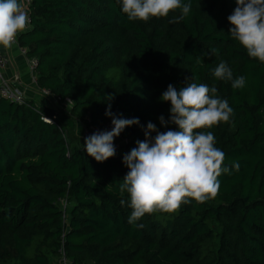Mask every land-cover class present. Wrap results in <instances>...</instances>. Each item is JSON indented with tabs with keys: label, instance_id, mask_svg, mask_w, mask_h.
Wrapping results in <instances>:
<instances>
[{
	"label": "trees",
	"instance_id": "1",
	"mask_svg": "<svg viewBox=\"0 0 264 264\" xmlns=\"http://www.w3.org/2000/svg\"><path fill=\"white\" fill-rule=\"evenodd\" d=\"M182 4H191L189 14L170 23L181 10L129 21L116 0H31L18 46L37 60V87L57 107L0 98V264H54L61 254L70 264H264V63L228 32L235 0ZM221 61L233 79L245 78L243 88L213 76ZM186 79L216 87L233 109L228 122L202 130L213 133L229 171L214 198L130 225L123 157L144 141L149 122L177 130L160 124L170 116L161 97ZM66 101L69 112L60 108ZM109 105L139 124L98 163L77 127L112 125Z\"/></svg>",
	"mask_w": 264,
	"mask_h": 264
},
{
	"label": "clouds",
	"instance_id": "2",
	"mask_svg": "<svg viewBox=\"0 0 264 264\" xmlns=\"http://www.w3.org/2000/svg\"><path fill=\"white\" fill-rule=\"evenodd\" d=\"M116 2L129 21L163 18L179 9L181 15L170 21L179 23L191 9V4H182V0ZM235 2L236 7L228 16L231 25L228 32L250 58L264 63V0ZM29 23V15L20 0H0V46L10 47L17 34L23 32ZM213 76L218 80L231 81L234 89L245 85L243 76L233 79L232 70L223 61L214 68ZM187 81L186 86L179 90L170 84L161 97L163 102L170 103V116L168 121L161 116L160 124L165 128L174 125L177 130L169 128L161 132L149 122L144 131V141H138L137 146L123 157L128 172L120 191L128 194L130 225H136L145 214L174 213L182 204L191 201L202 204L214 198L220 187L218 177L229 171L222 168L225 156L215 147L213 133L202 130L228 122L233 109L226 99L217 96L216 87ZM105 115L111 118L112 129L94 132L84 139L83 145L87 156L98 163L115 156L114 138L125 128L139 124L136 118L115 116L110 105ZM234 166L239 167L238 164ZM120 203L124 205L126 202L121 200ZM138 227L143 228L144 225L139 224Z\"/></svg>",
	"mask_w": 264,
	"mask_h": 264
},
{
	"label": "built area",
	"instance_id": "3",
	"mask_svg": "<svg viewBox=\"0 0 264 264\" xmlns=\"http://www.w3.org/2000/svg\"><path fill=\"white\" fill-rule=\"evenodd\" d=\"M20 2L22 4V6H23V9L25 11H27V13L29 15V18H30L29 11H30L31 0H20ZM30 24H31V18H30V23H29L28 27L25 30L30 28ZM24 31L17 34V37H16V39L13 42L12 45L16 46L18 48V51H19L20 55L27 60L28 68H29V70L32 73V83H33V85H35L37 87V82H36V77H35V68H36V65H37V60L34 59V58L28 59L26 57L25 50L21 49L18 46V38H19V36L22 33H24ZM8 64H9V59H8L7 55L2 54L0 52V98H3V99H5V100H7L9 102H12V103L19 104V103H22V101L25 99L24 91L21 90L20 88H17L16 86H13V85L9 84L7 82V80H5L3 78V76L1 75L2 70H4L8 66ZM37 89L39 91L38 94L41 97H49V96H51L50 93L47 90L39 89L38 87H37ZM111 128H112V125L105 126L103 128H94V127L83 128L81 140L84 141V139L86 137L90 136L94 132L109 131ZM114 147L116 149V152H115V155H116L119 152V144L117 142H115V140H114ZM54 264H70V263L66 260V258L64 257V254H61L60 257H58V258H56L54 260Z\"/></svg>",
	"mask_w": 264,
	"mask_h": 264
},
{
	"label": "crops",
	"instance_id": "4",
	"mask_svg": "<svg viewBox=\"0 0 264 264\" xmlns=\"http://www.w3.org/2000/svg\"><path fill=\"white\" fill-rule=\"evenodd\" d=\"M0 52L7 55L9 59L8 66L2 70L1 73L3 78L7 80L9 84L23 90L26 99H34L41 103L55 106V99L53 97H41L38 94L39 91L37 87L32 83V73L28 68L27 60L20 55L16 46H0ZM50 97L51 100H53L52 103L46 102L45 100Z\"/></svg>",
	"mask_w": 264,
	"mask_h": 264
},
{
	"label": "rangeland",
	"instance_id": "5",
	"mask_svg": "<svg viewBox=\"0 0 264 264\" xmlns=\"http://www.w3.org/2000/svg\"><path fill=\"white\" fill-rule=\"evenodd\" d=\"M45 99H46V98H45ZM45 101L48 102V103H52L53 100H51V97H50V98H47ZM54 101H55V100H54ZM55 107H57V103H56V101H55ZM58 107H59V106H58ZM60 108H61L62 110H64L65 112H69V111H70V108H71V104H70L68 101H66L65 103H63V104L60 106ZM81 126H82V125L79 124V126L77 127V137H78V138H81V136H82V130H83V128H82ZM116 141H117V142L120 141V138H117ZM82 143H84V141H82ZM61 205H62V209L66 207L64 203H62ZM66 209H67V208H66Z\"/></svg>",
	"mask_w": 264,
	"mask_h": 264
}]
</instances>
